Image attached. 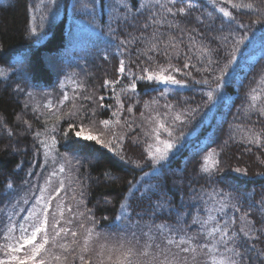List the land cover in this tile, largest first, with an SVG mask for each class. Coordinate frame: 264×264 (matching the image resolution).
Returning <instances> with one entry per match:
<instances>
[{"label":"trees","instance_id":"trees-1","mask_svg":"<svg viewBox=\"0 0 264 264\" xmlns=\"http://www.w3.org/2000/svg\"><path fill=\"white\" fill-rule=\"evenodd\" d=\"M123 2L130 3V0ZM139 2L152 4L155 0ZM191 2L197 7L190 9L187 17H177L181 28L186 30L182 36L166 26L160 28L161 32H170L183 40L179 44L180 58L173 56L170 61L173 66L183 68V53L191 57L188 62L194 67L183 69L191 75L173 73L186 86L136 80L137 88L133 93L127 90L132 78H122L118 72L120 59H124L127 68L137 75L145 67H167L169 60L153 53H149L154 55L153 62L138 56L137 48L143 50V44L130 46V55L117 54V41L109 36L108 25L124 12L122 0H55V3L52 0H0V70L5 73L0 76V200L3 201L0 218L4 223L16 200L21 197L29 200L28 205L21 200L15 205L17 209L31 206L32 194L39 195L38 189L44 185L45 178L58 171L61 164L65 172L52 177L49 191L61 180L65 188L53 201V209L58 201L63 202L65 220L72 223L65 225L62 220L61 226L77 230V240L81 244L85 228L93 226L91 216L95 218L100 243L112 248L130 242L140 249L148 240L145 233L155 237V243L163 245L164 237L157 231V225L171 227L177 239L184 231L195 234L199 225L191 223L192 217L199 210V216L207 219V209L219 206L220 194L229 205L241 207L237 216L247 209L252 199H261L264 195V150L248 145L246 140L252 132H264V116L258 111L264 108V15L244 8L232 9L231 5H223L222 0L215 4L212 0ZM243 2L264 7V0ZM220 6L232 11L236 20L230 22L223 17L218 11ZM198 17L203 24L197 21ZM143 20L144 17H140V22ZM239 24L244 27H238ZM188 33L196 37L198 44L213 50L214 71H202L207 61L199 62L196 49L189 50ZM223 36L228 40L219 39ZM241 39L239 50L235 52L236 63L225 70L223 87L209 101L205 93L215 88L214 77L228 64L236 41ZM105 54H108L107 60ZM169 54H172L171 49ZM204 79L209 83H198ZM105 80L119 82L108 88L104 86ZM78 84L82 88L78 89ZM77 92L97 100L102 95L105 97L103 103L112 105L100 108L91 101L77 99L78 106L82 104L84 110L95 111L98 124L105 119L113 121L101 139L107 142L112 139V132L117 133L122 143L116 146L115 152L95 142L81 140L78 143L72 133L68 138L63 136L68 129V118L65 116L57 121L46 105L52 103L55 107L63 95L73 96ZM253 95L257 96L256 100L252 99ZM117 98L124 103L125 109L123 115H119L118 124L115 123L117 117L112 115L119 108ZM70 105L71 102H65L61 111H70ZM129 107L133 108L132 112L126 110ZM180 113H184V123L174 119ZM156 120H163L173 132L169 137L161 130V139L176 143L169 158L160 165L149 158V151L159 146L152 134ZM53 126L55 132H51ZM37 132L41 133L39 137ZM50 136H55L56 144L46 156L40 142L47 140L50 144ZM213 151L214 158L219 161V170L204 173L201 170L204 157ZM65 157L71 163H66ZM8 183L13 189L6 188ZM193 190L195 200L191 199ZM158 193L166 194L165 199L180 210L179 219L176 213L152 215L153 206L160 199ZM121 204L129 206V215L121 214ZM182 206H187L188 215H183ZM228 211L231 215L232 209ZM251 211L253 217L259 215L257 209ZM213 214L219 218V213ZM81 223L84 228L80 227ZM212 226L214 223L208 225ZM72 239L69 235L58 242L66 240L79 252V247L72 245ZM49 247L54 254H62L58 247ZM176 251L174 247L171 249V252ZM71 259L70 255L67 264H71ZM197 259L211 264V257L201 255Z\"/></svg>","mask_w":264,"mask_h":264},{"label":"snow or ice","instance_id":"snow-or-ice-1","mask_svg":"<svg viewBox=\"0 0 264 264\" xmlns=\"http://www.w3.org/2000/svg\"><path fill=\"white\" fill-rule=\"evenodd\" d=\"M55 3V0H52ZM215 4L217 0H212ZM223 5H231L232 9H248L253 10L261 15H264V7H258L254 3L234 2V0H222ZM122 7L124 12L113 18L112 22L108 25V34L117 41V54L124 56L130 55L129 47L143 44L145 48L143 50L137 48L138 56L142 55L146 57L148 62H153L154 55L149 53L158 54L166 57L169 60L168 66L157 65L155 69L151 67L142 68L141 74L137 75L130 68H127L126 61L120 59L118 72L121 77H131L128 84V89L133 93L136 91V80H146L150 82H159L165 85L173 84L177 86H186L185 82L177 79L173 73H182L185 76L191 75L190 72H185L183 69L194 67L190 65L188 61L191 57L187 53H183L185 62L183 68L173 66L170 61L173 56L176 59L180 58L181 51L179 50V44L183 43L182 39H178V36L160 31V28L165 27L169 30H175L179 36L185 33V29L181 28L180 23L177 21V17H187L189 10L197 7L191 0H167L166 3H162L161 0H155L152 4H140L139 0H130V3L123 2ZM135 8V11H133ZM155 9V11H153ZM218 11L223 17H226L230 22H234L236 17L233 12L226 6H220ZM211 15V14H209ZM140 17H144L143 22H140ZM171 17V19H169ZM200 24L203 21L197 18ZM259 22V21H257ZM238 27L243 28V24H239ZM129 29L135 30L133 31ZM36 28H32V32L35 33ZM196 31V30H194ZM167 39L165 40V36ZM189 35V50L195 48L198 54L199 62L203 63L207 61V66L202 69L204 72L214 71L212 65V52L205 44H198L196 37L191 33ZM123 37V38H121ZM223 41H227L228 37H219ZM109 44L112 40L108 41ZM242 43L241 40H237L231 58L228 60V64L220 69V74L215 76L216 81L215 88L205 93L208 100L211 101L216 92H219L223 87V81L225 77V70L232 64L236 63L235 52L238 51V45ZM163 45V47H161ZM172 50V54H169V50ZM104 59H108V54L104 55ZM201 69H198L200 71ZM5 75L3 70H0V76ZM118 80H105L104 86L112 88V86L118 83ZM198 83L208 84L209 81L204 79L198 81ZM77 88H82L81 85H77ZM114 91V88L112 89ZM255 93V89H253ZM31 95V93H29ZM161 95H164L162 92ZM77 99L82 101H91L96 104L97 107L107 108L112 105H105L103 101L104 96H99L98 100L94 99L91 95L80 96L79 92L74 93L73 96L63 95L58 104L54 107L52 103L46 105L49 113L57 121L65 116L69 120L68 129L63 132L65 138L69 137V134H73V138L77 139L79 143L82 141L95 142L105 148L115 152L117 145L122 143V138L115 132H112V139L105 141L101 139L105 133H107L113 125V121L105 119L97 123L95 119V111L93 109H83V105H77ZM119 108L114 111L112 115L117 117L115 123H119V115H123L124 103L119 101ZM253 100L257 99L256 95L252 96ZM65 102H71V110L62 112L61 107ZM139 103V101H136ZM147 108L148 105L146 104ZM165 108L171 107L170 105H164ZM128 112H132L133 108L126 109ZM38 111V109H34ZM261 116H264V108L258 110ZM91 113V115H89ZM184 113L176 114L174 119L184 123L182 119ZM87 118V123L85 119ZM156 127L152 130V134L156 143L159 145L154 150L149 151V158L152 162L160 165L162 162L169 158V154L176 147V143L171 139H161L160 131L167 132L171 137L173 132L166 126L163 120H156ZM27 123V122H25ZM103 126L102 128L100 126ZM28 128H31V124H28ZM56 128L53 126L51 132H55ZM11 134V133H10ZM37 137L41 135L40 132L36 133ZM51 143L47 140L41 141L45 149V155L51 151L55 144V136H50ZM250 146H255L257 149L264 150V132H252L246 140ZM152 146H150V149ZM123 148L121 147V152ZM120 155V153H116ZM215 152L209 153L204 157L202 165V172L210 174L213 169L219 170V161L214 158ZM123 158V157H121ZM66 163L71 161L65 157ZM264 162V161H262ZM79 163V161H77ZM236 171H245L236 169ZM65 172L64 164H61L58 171H54L51 175L45 178L43 186L39 187V195L33 193L34 203L29 208L15 207L21 200L25 205L29 204L27 198L21 197V200H16L13 204V211L10 214H6L7 223L3 222V218H0V264H52L55 261L56 264H67L69 256L71 255V264H207V262H201L197 259L198 256L211 257V264H264V195H262L259 201L252 199V202L248 204L241 215L237 216V213H241V207L235 205H229L225 202L222 194L221 199L217 201L218 207L207 209V219H202L199 216V210L197 215L193 216L191 223L193 225H199V229L195 234L189 235L187 231L179 235L177 239L176 235H173V229L166 224L157 225V231L164 237L163 245L155 243V237L148 235V240L142 248L137 249L130 242L119 243L118 247L109 248L107 243H100L98 247L92 246V241L100 239V233L95 231V218L91 216L92 227L85 228V236L83 243L81 244L78 237V231L73 230L66 226H61V221L64 224H71V220H65L64 212L65 208L62 201L56 203L55 209H53V201L64 190L65 185L63 180L59 181L58 185L50 192L52 188V177L57 176L59 173ZM13 185L8 183L6 188L13 189ZM9 197L12 193L7 194ZM160 199L153 206L152 215L157 212H167L169 216L173 213L177 214V218H180V210L172 206L170 202L165 199L166 194L158 193ZM192 200L196 199L195 190H193ZM3 201L0 200V203ZM82 202V201H81ZM108 202V201H106ZM9 203H12L9 200ZM121 214L129 215L128 205L121 204ZM184 208L183 215H188L187 206ZM229 208L232 209V214L229 215ZM257 209L259 215L253 217L251 209ZM69 212L71 209H67ZM26 212L23 216H18V213ZM51 213V217H50ZM213 213H219V218ZM83 215V213H80ZM228 217L227 219H223ZM119 219V217H118ZM223 219V223H221ZM239 221V225L237 223ZM210 223H214V226L208 227ZM81 228H84V224H80ZM151 231V229H150ZM179 232L180 230H176ZM63 234V237H62ZM71 235L72 245L79 247V252L71 247L69 243L58 242L61 239ZM58 247L61 249L62 254H54L49 247ZM177 249L176 252H171L172 248ZM73 253H75L73 255ZM171 253V255H169ZM189 256L191 259H189ZM140 257L148 258L144 261L139 259Z\"/></svg>","mask_w":264,"mask_h":264},{"label":"rangeland","instance_id":"rangeland-1","mask_svg":"<svg viewBox=\"0 0 264 264\" xmlns=\"http://www.w3.org/2000/svg\"><path fill=\"white\" fill-rule=\"evenodd\" d=\"M33 203H34V202H33ZM29 207H31V206H29ZM29 207H28V208H29ZM20 208H23V207L21 206ZM20 214H21L20 216H23V215L26 214V212H21ZM100 242H101V241H98V240H96V239H93V241H92V245H93V247H96L97 244L100 243ZM109 248H110V247H109Z\"/></svg>","mask_w":264,"mask_h":264}]
</instances>
